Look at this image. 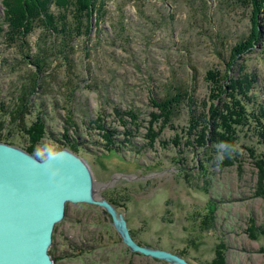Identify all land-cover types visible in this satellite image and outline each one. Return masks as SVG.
<instances>
[{"label":"rangeland","instance_id":"obj_1","mask_svg":"<svg viewBox=\"0 0 264 264\" xmlns=\"http://www.w3.org/2000/svg\"><path fill=\"white\" fill-rule=\"evenodd\" d=\"M105 1V22L98 27L92 18L89 49L87 40L75 42L77 126L68 124L71 106L60 85L69 70L61 65L55 89L34 96L26 128L44 119L46 135L38 145L76 146L97 194L125 215L140 244L191 264H214L219 251L224 264H264V35L248 51L235 52L253 38V9L232 0ZM41 33L30 41L37 43ZM256 33L264 34L263 19ZM4 41L0 134L7 141L0 142L27 151L30 134L9 124L8 115L13 90L20 89L13 66L25 57ZM229 85L249 107L245 120L231 109ZM178 87L183 95L173 103L175 113L157 107ZM112 223L99 207L68 205L50 252L55 264H168L131 252Z\"/></svg>","mask_w":264,"mask_h":264},{"label":"trees","instance_id":"obj_2","mask_svg":"<svg viewBox=\"0 0 264 264\" xmlns=\"http://www.w3.org/2000/svg\"><path fill=\"white\" fill-rule=\"evenodd\" d=\"M232 1L243 7H251L253 9V38L251 40L246 39L237 45L235 52H239L238 54H240L242 51H248L253 48L259 43L262 35H264L263 33H256V28L258 27L260 19L264 20V0ZM105 5V0H0V40L4 39V42L12 48H19L20 52L25 57V60L20 59L19 62L13 66L14 74L19 73L16 86H20V89L13 90L16 102L10 107L8 112L10 119L9 124L19 125L21 128H25L26 130L24 131L30 134L32 145L27 151L33 155L35 147L46 135V121L38 118L32 123L30 128H26L25 119L30 113L31 108L34 107V96L55 89L52 80L55 81L57 78L58 70L61 65L67 66L69 70L68 79L64 81V84L60 85V91L66 92L68 97L67 103L69 102L71 106L68 110V124H73L75 127L77 126L73 108L75 104V94L80 91L81 84L78 83L80 75H78L76 69H78L79 66L76 68L78 60L76 61L75 59L79 54L80 50L78 49L80 48L75 45V42L87 40L86 44L87 46L89 45L92 39V18L94 16L97 17V26L100 27L101 24L105 22V14L107 13ZM2 7L5 9L4 11H2ZM53 7L55 10H53ZM260 14L263 15L262 18H260ZM116 26H121V22H117ZM122 28L124 30L128 28V26L125 25V20H123ZM37 31H41L42 36H40L41 38L37 43H33L30 41V37ZM112 40L115 43V38ZM128 40L130 39L128 38ZM117 47L121 49L125 48L124 46ZM89 53L88 56L90 57ZM7 63L12 62L8 61ZM220 80L223 81V77H220L219 81ZM178 88L179 89H175L177 91L174 94L169 90L166 98L161 99V101H164V104H160L157 107L166 110L170 109L172 110L170 113H175L176 110L173 103L178 102V104H180L183 95L181 87ZM228 88H230V90L232 89L231 92L233 91V85H229ZM226 93L227 91L224 94ZM228 99V102L231 104V109L235 111L239 121L250 117L251 114L248 112L249 107L244 103L242 97H238L235 92H232ZM221 103H224V99L221 100ZM258 124L260 123L258 122ZM4 125L3 123L0 126V132L2 128H4ZM261 125L264 128V124L261 123ZM69 130L70 129H67V133L65 134L66 138L69 136ZM235 140L233 135H229L227 143L234 147ZM0 141H7V139H3L0 134ZM70 147L73 151L78 153L75 145H71ZM231 163V161H228L226 164L231 165ZM259 166L262 175L260 190L263 191L264 162H260ZM110 202L113 204L112 201ZM216 208V205L211 206V216L215 214ZM208 219L211 220L212 217ZM210 220L209 223L213 224ZM213 227L214 226H212V228ZM252 227V232L258 231L257 227ZM220 253L221 251H219V258L216 259L214 264H219V261L222 262L220 264H224L223 255H219ZM220 258L222 259L219 260Z\"/></svg>","mask_w":264,"mask_h":264},{"label":"water","instance_id":"obj_3","mask_svg":"<svg viewBox=\"0 0 264 264\" xmlns=\"http://www.w3.org/2000/svg\"><path fill=\"white\" fill-rule=\"evenodd\" d=\"M62 150V161L44 164L30 152L0 142V264H55L50 253L54 234L70 204L101 208L133 253L191 264L175 253L138 243L125 215L97 194L87 162L70 149Z\"/></svg>","mask_w":264,"mask_h":264},{"label":"clouds","instance_id":"obj_4","mask_svg":"<svg viewBox=\"0 0 264 264\" xmlns=\"http://www.w3.org/2000/svg\"><path fill=\"white\" fill-rule=\"evenodd\" d=\"M64 150L60 149L54 142L37 145L34 157L41 163L48 164L53 161H62L64 158ZM54 176L59 174V169L54 170Z\"/></svg>","mask_w":264,"mask_h":264}]
</instances>
